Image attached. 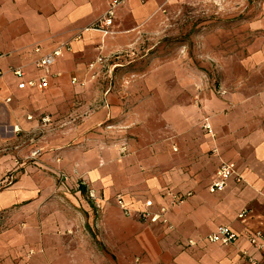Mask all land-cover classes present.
Returning a JSON list of instances; mask_svg holds the SVG:
<instances>
[{"label": "crops", "instance_id": "1", "mask_svg": "<svg viewBox=\"0 0 264 264\" xmlns=\"http://www.w3.org/2000/svg\"><path fill=\"white\" fill-rule=\"evenodd\" d=\"M111 2L0 0V121L12 129L19 125L21 133L13 134L24 136L27 145L19 154L15 181L0 191V213H6L0 219V264H117L118 253L119 264L264 261V251L245 234L264 232V90L250 98L223 93L224 98L204 99L201 107L178 104L168 137L122 156L116 146L124 152V142L99 134L105 126L128 127L124 119L113 120L116 91L99 84L122 65L132 34L178 6L169 4L172 0H127L116 10L113 34L105 36L91 26ZM63 43L70 50L54 65L50 86L19 89V83L42 75L36 62ZM100 55L107 67L92 79L90 64ZM80 117L79 130L91 128V134L35 135L41 127L49 132L57 124L78 126ZM206 120L214 135L204 127ZM36 147L45 148L41 156L27 159ZM223 161L235 162L244 181L231 179L212 193ZM91 189L104 199L102 211L95 209ZM169 189L193 195L169 210V224L142 221L136 210L149 199L158 210L168 203ZM118 193L134 210L131 216L117 205ZM243 211L247 214L240 217ZM223 225L240 234L236 243L209 240Z\"/></svg>", "mask_w": 264, "mask_h": 264}, {"label": "rangeland", "instance_id": "2", "mask_svg": "<svg viewBox=\"0 0 264 264\" xmlns=\"http://www.w3.org/2000/svg\"><path fill=\"white\" fill-rule=\"evenodd\" d=\"M169 4L178 9L132 34L121 53L122 65L99 84L116 91L113 120L124 119L128 126H105L99 134L124 142L126 151L116 146L122 156L168 137L173 107L178 104L201 107L204 99L224 98L223 93L250 98L264 90V0H172ZM81 119L78 126L57 124L49 132L41 127L35 135L56 139L65 133L91 134V128L79 130ZM9 124L0 121V191L15 181L14 169L22 161L19 154L27 146L26 138L14 135ZM95 209L102 211L103 205ZM5 214L1 212L0 219ZM118 254L117 264L123 262Z\"/></svg>", "mask_w": 264, "mask_h": 264}, {"label": "built area", "instance_id": "3", "mask_svg": "<svg viewBox=\"0 0 264 264\" xmlns=\"http://www.w3.org/2000/svg\"><path fill=\"white\" fill-rule=\"evenodd\" d=\"M127 0H112L107 12L104 14L102 18L97 20L95 24L91 26V29H95L101 31L103 35H111L113 34V24L116 16V10L119 6L124 4ZM145 1V0H141ZM70 50V45L68 43H63L59 45L57 48L49 52L48 54L42 56L37 62L36 65L38 68L42 70V75L38 79H33L28 82H21L18 85L19 89H24L27 87L37 88L40 90H45L50 86V79L55 75L53 73V67L56 64L59 56L65 51ZM107 59L100 55L97 59L90 64V70L93 72L92 79H96L99 71H103L101 67L106 68ZM17 74H20V70L15 71ZM56 75H60L59 73ZM73 82H78V79L74 78ZM11 101V98L7 99V102ZM28 119H33V116H29ZM42 122L47 124L50 122V118L45 116L42 118ZM207 131L214 135V131L206 120L205 126ZM22 129L19 125L14 126L13 132L16 134L21 133ZM44 147H39L28 156L27 159L34 160L38 159L42 152L44 151ZM234 179L236 182L241 183L244 181V178L237 172V165L233 161H223L217 170L216 179L211 184L209 190L212 193L222 191L228 185V182ZM193 195L192 192H177L175 190L169 189L165 192V196L168 198V203L161 205L158 210L154 211L155 202L151 199L146 200L141 209L136 210L139 218L144 222L149 223H158L163 222L165 224H169V219L167 218V214L170 209L180 204H183L185 201L189 199ZM89 197L94 202L96 207L102 208V203L104 199L99 196V194L91 189L89 191ZM115 200L119 208L122 210L125 216H131L133 214V209L127 205V202L123 196V194L118 193L115 196ZM246 211H243L239 216L244 217L246 215ZM172 228L171 225H168ZM248 241L257 249L264 251V232L262 231H246L245 232ZM240 234L237 233L232 227L228 225L220 226L214 233L209 236V240L212 242L221 243L224 245L234 244L239 239ZM190 244H194L193 241H190ZM250 264H264V261L260 262L255 260L254 258H249Z\"/></svg>", "mask_w": 264, "mask_h": 264}]
</instances>
